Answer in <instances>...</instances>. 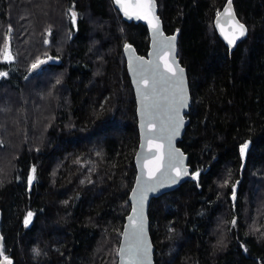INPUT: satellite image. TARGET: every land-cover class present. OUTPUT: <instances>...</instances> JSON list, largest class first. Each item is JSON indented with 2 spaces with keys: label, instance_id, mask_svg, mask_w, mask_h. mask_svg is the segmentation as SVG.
I'll use <instances>...</instances> for the list:
<instances>
[{
  "label": "trees",
  "instance_id": "trees-1",
  "mask_svg": "<svg viewBox=\"0 0 264 264\" xmlns=\"http://www.w3.org/2000/svg\"><path fill=\"white\" fill-rule=\"evenodd\" d=\"M226 1L156 0L187 70L178 146L194 177L150 201L155 264H264V221L251 231L264 213V0H232L247 27L232 51L213 24ZM125 44L146 55L148 29L113 0H0V233L11 264H116L138 145ZM224 215L237 220L222 244Z\"/></svg>",
  "mask_w": 264,
  "mask_h": 264
},
{
  "label": "water",
  "instance_id": "water-1",
  "mask_svg": "<svg viewBox=\"0 0 264 264\" xmlns=\"http://www.w3.org/2000/svg\"><path fill=\"white\" fill-rule=\"evenodd\" d=\"M113 3L122 17L127 21H134L138 23L144 24L149 33V48L146 55H140L136 52L135 48L131 44H125L123 46V55L126 60V70L128 77L130 79V83L133 89L134 100H135V112H136V121H137V129H138V145L134 155V164H135V179L133 186L129 193V202L130 209L127 215L124 218V223L122 226L121 236L118 244V250L122 244H126V240L124 237V232L126 228L129 226V216L133 215V207L137 203V198L133 197V191H139L140 186L137 181L138 178L141 180V184L143 181H149L150 183H157L159 180L164 181V186L156 187L155 191H149L145 194L143 199V219H144V232L146 235L147 245L149 247L148 257L143 262V264H155L154 261V244L150 235V224L148 218V208L152 198L159 197L160 195L175 189L179 184L183 183L188 178H193L194 174L190 173V168L187 165V155L182 151V149L178 146V141L182 137L184 133L185 126L188 124V119L186 118V114L190 107V91L187 77L186 68L180 63L178 57V46H177V32L166 33L163 27V22L158 14V7L156 0H153L154 9L152 13L149 15L148 19H140L136 16H126L124 14L123 9L116 3V0H113ZM226 9H229V12H226ZM151 21V23L149 22ZM237 22L244 26V35H239V29L236 26ZM214 27L219 38L223 41V43L229 48L230 51L235 49L237 44L246 36L247 27L246 25L239 20L235 13L234 5L232 0H227L220 11L215 15L213 20ZM156 26V27H154ZM158 27V31H157ZM175 37L172 41L171 47L167 46V41ZM227 37V39H226ZM236 37L235 42L233 44H229L228 40ZM42 61V60H41ZM151 61L153 64H159L161 71H164L166 75L172 76V72H168L167 68L171 67L175 72L176 76H179L178 69H183V85L186 89L187 94V106L180 109V118L182 119V124L179 128L178 134L171 137V149L169 148L168 140L162 138L159 134L152 137L149 140L144 139V133L150 132L151 128L154 126L157 130L160 128V123L156 122L154 125H143V119L141 115V103L140 97L137 91V77L136 74L132 71V68L135 67L138 62H147ZM39 62V61H38ZM37 62V63H38ZM35 63V64H37ZM43 63H38V67L33 68L30 67V72L34 73L37 69H39ZM131 65V67H130ZM143 88V82H140L139 85ZM161 118L164 119L163 113H161ZM143 145V146H142ZM159 146V147H156ZM171 150L173 155L174 166L171 169H168V153ZM161 157H163V163L160 164ZM159 165V171H157V166ZM150 171H151V179H150ZM187 173L186 175L183 173ZM161 173H164L161 176ZM178 173H180L178 175ZM168 177H171L176 180V183H170ZM139 211V209H138ZM0 223H1V211H0ZM139 223V220L136 221V224ZM3 253V239L0 233V264H11V259L5 258L2 256ZM126 260V258H125ZM116 264H121V257L117 255Z\"/></svg>",
  "mask_w": 264,
  "mask_h": 264
},
{
  "label": "snow or ice",
  "instance_id": "snow-or-ice-1",
  "mask_svg": "<svg viewBox=\"0 0 264 264\" xmlns=\"http://www.w3.org/2000/svg\"><path fill=\"white\" fill-rule=\"evenodd\" d=\"M116 3L123 9L124 14L129 16V18H131V16H136L140 19H148L154 9L153 0H116ZM229 11V9H226V12ZM75 19L76 13L72 11L70 13V20L75 22ZM149 22L151 23V21ZM236 26L240 30L239 35H244V26L238 22ZM174 39L175 37H172L167 41L168 47H171ZM235 39L236 37L229 39V44H233ZM3 56L5 60L11 59L7 44L4 47ZM38 63H43V61H39ZM38 63L33 64L32 67H38ZM132 71L137 77V91L140 97L141 115L143 119L142 126L154 125L156 122L160 123V128L158 130L153 126L150 132H145L144 139L149 140L159 134L162 138L168 140L169 148L171 149V137L178 134L182 124L180 109L187 106V94L183 85V69H178L179 76L177 77L176 72L171 67H168L167 71L173 73L172 76H168L164 71H161L159 64H153V62L147 61L136 63ZM6 75L7 73H0V76ZM140 82H143V88L139 86ZM161 113H163L164 119L161 118ZM246 148L247 144L241 147L240 151L242 155ZM167 159V167L171 169L174 166L171 150L168 153ZM162 163L163 157H161L160 160V164ZM156 170L159 171V165ZM34 172L35 169H33V173ZM179 174L180 173H178V175ZM183 174L186 175L187 173L185 172ZM151 175L150 171V179ZM163 175L164 173H161V176ZM33 178L34 177L29 178V183H31ZM168 180L170 183H176V180L171 177H168ZM137 183L141 185L139 191H133V197L137 198V203L133 207V215L129 216L130 224L123 234L126 244H122L118 250V255L121 257V264H143L147 259L149 247L144 232L142 202L147 192L156 190L157 184L158 186H164V181L162 179L157 181V183L143 181V184H141V180L138 178ZM31 216L32 213H29L28 218L25 220L26 225L30 222ZM137 220H139L138 224H136ZM233 223H235V221H233Z\"/></svg>",
  "mask_w": 264,
  "mask_h": 264
},
{
  "label": "rangeland",
  "instance_id": "rangeland-1",
  "mask_svg": "<svg viewBox=\"0 0 264 264\" xmlns=\"http://www.w3.org/2000/svg\"><path fill=\"white\" fill-rule=\"evenodd\" d=\"M7 34L9 35L10 32L8 31ZM8 47H9V46H8ZM37 51H41V50H37ZM32 54H33V53H32ZM32 54L30 55V52L27 54V55H28V60H29V61H30V60L33 61V59H31ZM10 57H11V55H10ZM3 58H4V56H3ZM41 60H42V59H41ZM41 60L38 59V60H36L33 64H35V63H37L38 61H41ZM42 61H44V60H42ZM33 64L30 65V62H28L27 65H30V66H29V69H30V67H31ZM262 211H264V210H260L259 213L262 212ZM262 217H264V213L262 214ZM262 217H259V216H258V217H256L255 219H253V221L251 222V231L260 230V229L262 228V226H263V221H264V220H262ZM236 220H237V219L232 218V219H230V221H227V217H226V215H224L223 239H222V241H221L222 244H224V233H225V231H226V230H227V231L230 230V226H228L227 224L229 223V224L231 225L232 229H235L236 227H234V226L236 225ZM233 221H235V223H233Z\"/></svg>",
  "mask_w": 264,
  "mask_h": 264
}]
</instances>
